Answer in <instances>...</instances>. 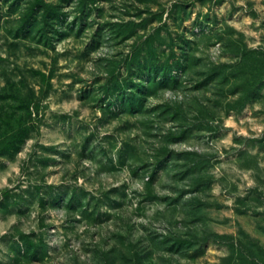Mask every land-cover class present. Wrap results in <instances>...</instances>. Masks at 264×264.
Listing matches in <instances>:
<instances>
[{"label": "rangeland", "instance_id": "rangeland-1", "mask_svg": "<svg viewBox=\"0 0 264 264\" xmlns=\"http://www.w3.org/2000/svg\"><path fill=\"white\" fill-rule=\"evenodd\" d=\"M0 264H264V0H0Z\"/></svg>", "mask_w": 264, "mask_h": 264}, {"label": "trees", "instance_id": "trees-1", "mask_svg": "<svg viewBox=\"0 0 264 264\" xmlns=\"http://www.w3.org/2000/svg\"><path fill=\"white\" fill-rule=\"evenodd\" d=\"M215 238H218V234L215 235ZM221 238V237H220Z\"/></svg>", "mask_w": 264, "mask_h": 264}]
</instances>
